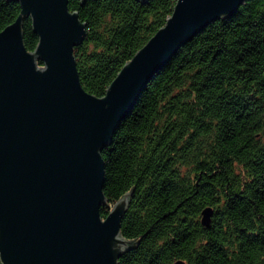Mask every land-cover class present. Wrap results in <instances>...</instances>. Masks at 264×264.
Listing matches in <instances>:
<instances>
[{
	"label": "trees",
	"instance_id": "obj_1",
	"mask_svg": "<svg viewBox=\"0 0 264 264\" xmlns=\"http://www.w3.org/2000/svg\"><path fill=\"white\" fill-rule=\"evenodd\" d=\"M175 1L68 0L86 24L73 50L84 90L102 96ZM19 10L0 0V30ZM22 33L33 50L29 17ZM101 155L100 215L129 193L120 232L131 246L118 264H264V0H243L179 46Z\"/></svg>",
	"mask_w": 264,
	"mask_h": 264
},
{
	"label": "water",
	"instance_id": "obj_2",
	"mask_svg": "<svg viewBox=\"0 0 264 264\" xmlns=\"http://www.w3.org/2000/svg\"><path fill=\"white\" fill-rule=\"evenodd\" d=\"M14 1L19 13L0 30V262L118 264L131 246L120 232L129 193L100 215L101 153L155 71L243 0H176L102 96L81 86L73 50L86 24L68 0ZM27 17L37 37L33 50L23 42ZM211 212L202 209V224Z\"/></svg>",
	"mask_w": 264,
	"mask_h": 264
}]
</instances>
